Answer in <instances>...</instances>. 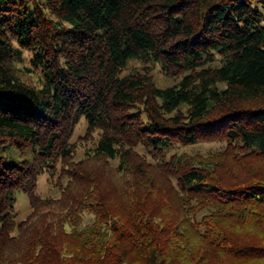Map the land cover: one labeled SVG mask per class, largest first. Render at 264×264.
Returning <instances> with one entry per match:
<instances>
[{
  "label": "trees",
  "instance_id": "16d2710c",
  "mask_svg": "<svg viewBox=\"0 0 264 264\" xmlns=\"http://www.w3.org/2000/svg\"><path fill=\"white\" fill-rule=\"evenodd\" d=\"M22 50L33 52L39 86L21 79L15 61ZM134 60L184 76L168 88L141 73L122 76ZM83 118L90 132L101 131L93 158H119L141 195L175 194L170 182L159 184L160 175L176 178L186 195L226 198L264 211V182L226 186L216 173L218 162L194 165L178 157L152 166L133 151L137 144L160 154L174 143L225 140L264 153V0H0V264H39L38 247H50L57 253L52 259L68 264L58 259L50 232L29 239L44 208L49 214L53 204H61L70 216L87 204L101 216L102 200L78 202L80 194L72 195L86 161L68 166L67 202L36 194L44 170L72 158L69 140ZM93 172L88 170L91 183L80 187L82 193L95 191ZM16 192L33 209L20 223ZM137 214L119 261L132 258L128 264H135L139 255L144 264H164L155 234ZM53 217L44 219L46 230L56 226ZM16 230L28 233L30 244L22 260L12 263L6 252L20 240L11 236ZM93 253L96 258L77 263H107L108 249Z\"/></svg>",
  "mask_w": 264,
  "mask_h": 264
},
{
  "label": "rangeland",
  "instance_id": "374dc122",
  "mask_svg": "<svg viewBox=\"0 0 264 264\" xmlns=\"http://www.w3.org/2000/svg\"><path fill=\"white\" fill-rule=\"evenodd\" d=\"M21 57L15 61L21 79L29 85L39 86L41 69L32 63L33 52L22 50ZM217 60L215 65L220 58L217 57ZM134 73L147 75L159 88L173 87L184 76L167 74L160 64L136 60L130 61L121 75ZM182 110L186 112V107ZM142 121L147 122L145 116ZM100 136V130L90 132L85 118L81 119L69 140L74 151L72 158L44 170L38 178L36 194L42 200L67 202V197L63 199L64 191L72 182L68 166L86 161L81 168L83 172L85 169L87 171L82 181L74 184L72 195L80 194L78 202L83 197L87 203H93L97 198L102 200L101 216L98 217L85 206L87 204L76 207L68 216L65 208L56 203L50 211L47 208L50 215L46 214L45 208L40 212L38 230L29 239H37L40 234L49 235L47 233L50 232L53 245L59 251L58 259L68 261V264L94 259V250L101 248L109 250L106 264H128L132 258L119 261L117 255L122 246L129 243L125 232L129 234L132 231V225L137 222L133 213L139 212L137 215L142 216L144 227L152 229L155 234L161 251L160 261L164 264H264L262 209L254 204L234 203L226 198L186 195L178 190L176 178L168 179L159 174L156 177L159 184L170 182L176 188L175 194L169 195L166 191L160 196H147V192L143 191L141 195L135 188L132 175L121 168L119 158H93ZM133 151L139 162L152 166L171 163L178 157L194 165L218 162L220 166L216 173L226 180V186L264 182V153L243 146H230L225 140H200L190 145L174 143L160 154H154L142 144H137ZM90 169L98 173V183L95 191L91 192V189L88 193H82L79 189L91 183L86 175ZM156 170L155 173H158ZM138 193L140 196H136ZM15 196L16 222L20 223L31 215L33 209L25 194L16 192ZM46 216H54L52 221L56 222V226L47 227L46 230L42 224ZM121 231L126 238L120 235ZM22 234L18 230L11 234L17 238L16 241L20 239L16 245L7 248L6 258L12 263L22 260L23 252L29 248L30 242L26 243L28 233ZM95 243L99 245L95 247ZM49 248L38 247L34 250L36 256L39 255V264H58L52 259L57 253H51ZM133 259L137 262L135 264H144L139 255L133 256Z\"/></svg>",
  "mask_w": 264,
  "mask_h": 264
}]
</instances>
